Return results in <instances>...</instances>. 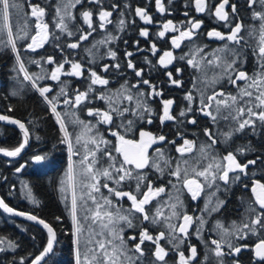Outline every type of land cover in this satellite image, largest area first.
I'll list each match as a JSON object with an SVG mask.
<instances>
[{
    "label": "snow or ice",
    "instance_id": "1",
    "mask_svg": "<svg viewBox=\"0 0 264 264\" xmlns=\"http://www.w3.org/2000/svg\"><path fill=\"white\" fill-rule=\"evenodd\" d=\"M82 2L83 0H58L55 5L49 4V7L55 9L53 16L55 28L61 34L66 33L68 37H76V39L74 42L66 43L65 46L56 45L61 53L60 60L53 56L32 60L31 63L40 67V72L31 73L20 55L17 41H28L25 50L36 52L37 49L44 48L45 44L49 43L50 37L58 41L60 36L50 31L49 23L45 19L48 15L47 9L41 4L31 3L30 0L28 3L30 13H23V22L17 20L14 30L11 16L13 11H16L18 15L21 14V2L20 0H0V21L3 22L0 26V34L6 35L7 38L6 42L0 41V47H10L17 66L14 70L23 74V80L30 83L32 89L39 93L48 106L62 133L60 143L67 148V179L61 182L60 191L65 194L63 197L65 201L68 200L67 193L71 194L67 211L73 227L75 264H144L143 258L147 252L146 241L155 246L152 252L155 258L153 264L156 262L168 264L166 257L169 252L161 245L162 240H166L172 246V250L178 254L177 264H193V261L197 259V248L189 245L190 255L188 256L181 250V246L190 236L189 230L193 225H195L196 238L206 247L209 243L213 246L209 251L215 256L216 264H240L238 258L243 250L251 251V264H264V175L258 177L255 172L250 174V166H257L258 161L260 170L264 172V156H257L255 159L241 163L237 156L251 152L252 148L249 145L237 148L234 152L227 151L224 155L217 152L218 144L221 142L228 144L236 134L245 133L246 129L251 130L253 134L257 128L264 129V0H245L244 5L231 3L230 0H219V3L215 5L212 4V0H194L197 13L213 15L217 21L225 22L224 26L229 29L227 34L217 30L207 32L209 39L225 41L222 46L211 52H205L207 45L195 43L202 21L189 18L186 22H181L180 26L174 24L172 20L163 23L158 36L165 38L168 32L177 33L171 38L173 50L181 48L185 41L190 42V45H186L189 47V52L178 59L186 61L188 66L201 75L193 77V89L199 93V98L197 99L193 91H186L184 99L187 101V106L180 109L178 115L174 114L173 99L160 100L162 105L161 114L158 117L160 123L173 121L185 127L188 124L197 125L195 113L198 111L208 118L212 125L216 126L221 121H225L229 129L214 132L210 127L203 128L202 134L207 138L204 142H199L198 138L188 139L178 129L177 136L182 141L180 144H177L176 140H169L163 134L156 135L143 128L136 129L137 122L153 123L156 113L150 101L163 96V93L148 79L143 78V70L138 69L131 60H128L127 68L132 69L134 75L140 79L131 84L125 80L115 92L100 93L98 99L107 102L108 110L87 109V116L95 117L96 124L80 119L76 115V109H80L81 105L86 107V102H91L90 93L95 91L93 86L106 87L109 85V79L95 70H89L90 83L87 91L76 89L69 94L67 81L61 80V76L81 77L84 75V68L81 63L63 55L64 48L76 50L81 47L82 41L89 39L97 27L105 30L103 39L93 43L90 48L84 49L89 56V63H95L99 48L119 39L106 31L107 25L113 23L111 19L113 12L103 8L98 12V25L94 24L93 12L86 10L81 13V16L88 30H70L69 21L74 19L70 9ZM89 3L102 5L103 0H89ZM155 4L159 13L166 12L163 0H155ZM112 7L115 9L118 6L114 4ZM226 7L230 11H227ZM241 7L252 10L250 20L253 23L247 25L244 23L239 11ZM135 14L145 24L153 23V18L145 9L137 7ZM120 15L123 17L124 13ZM184 15L187 17L189 13L185 11ZM124 25L125 20L119 19L118 30L123 31ZM76 32L80 35L77 36ZM140 35L147 38L148 30L142 29ZM250 38L255 40V44L249 43ZM248 48H251V55L255 57V68L251 75L245 68ZM158 51L160 50L153 44L152 55L156 56ZM125 54L129 57L133 55L132 52ZM106 55L113 60L117 58V53L111 49H108ZM176 59L173 51L168 50L163 51L157 62L160 67L168 69ZM145 60L151 64L147 57ZM41 61L54 67L49 70ZM65 65H70V70H65ZM112 67L119 69L120 64L116 63ZM102 69L105 73L109 72L110 66L105 64ZM209 69H219V71H213L209 77ZM175 71L179 73L181 69L176 68ZM165 74L170 84L177 88L182 86V80L174 78L172 71H166ZM45 80L55 81L61 85L55 96H49V93L53 92L52 86L39 83ZM221 81H226L236 88V93L226 92L223 88L216 90L215 85ZM17 82L21 83L22 89V82ZM198 83H203L204 89L199 88ZM141 85L147 86L149 91H145ZM19 91L14 90L11 95H19ZM60 97H63V105L68 106V111L63 114L58 111ZM124 101L128 102V106H121ZM194 104L197 107L194 108ZM8 111L12 109L9 108ZM126 113L131 114L134 119H127ZM190 113L193 114L192 118H188ZM69 115L75 118L72 122L79 128V132H69L65 120V117ZM114 117L120 118L118 124ZM0 121L17 125L23 133L19 146L13 150L0 148V154L13 158L19 157L29 143L28 128L20 120L7 115L0 114ZM97 125L112 126L108 128V134L115 138V142L107 139ZM133 132L138 138H129V134ZM36 139L40 137L37 136ZM166 145L174 148V151L179 154V159L167 155ZM76 156H80L78 162L73 159ZM31 159L39 165L47 160V155L35 154ZM77 163L80 165L79 180L76 173ZM24 167L25 165H20L16 168V172H21ZM146 169H154L160 176L167 173L168 176L174 177L175 182L168 180L167 183L175 192H168L165 186L156 185L149 179ZM109 182L115 187L110 186ZM129 182H134V187ZM236 183L251 193L249 199H241L240 220L233 221L230 225L217 220L211 230L219 236V239L204 240L203 232L209 221L203 214L210 217L213 213H218L227 200L222 199L217 193L229 192L231 186ZM125 184L129 188L127 191L123 190ZM22 186L27 190L25 198L38 206L39 202L33 197L29 186L27 184ZM102 189H107L109 195H104ZM185 191L192 201L203 197L202 215L194 217L183 210L184 201L181 195ZM110 197H114L117 203H114ZM125 198L130 202L129 209L118 206V201ZM153 201H156L154 205ZM165 208L168 209L167 212ZM0 209L13 216H24L47 230L46 246L31 261V264H42V262L47 264L45 258L53 254L54 245L57 243L54 228L36 215L14 210L2 198H0ZM56 219L60 220V217ZM134 220L139 221L140 224L148 222L164 230L153 236L147 227H142L138 237L132 235L126 239L123 234L124 226L137 227ZM252 237L256 238L253 243H242ZM129 241L135 243L130 245ZM3 244L5 241L0 238V245ZM16 247L15 243L7 242V247H0V252L15 251ZM226 257H232V260L228 261ZM207 259L206 256L205 260ZM19 264H25V260L21 258Z\"/></svg>",
    "mask_w": 264,
    "mask_h": 264
},
{
    "label": "trees",
    "instance_id": "2",
    "mask_svg": "<svg viewBox=\"0 0 264 264\" xmlns=\"http://www.w3.org/2000/svg\"><path fill=\"white\" fill-rule=\"evenodd\" d=\"M134 1L135 0L107 1L108 3H111V7L114 4L118 6L116 7L118 16L113 18L114 23L107 25L106 31L111 33L113 36L119 37V39L114 40L107 46H101L95 63H89V56L84 49L90 48L93 43L103 39L105 36V30H100L97 27L96 31L89 36V39L82 41L81 47L76 50L67 49L65 47L63 55L68 56L70 60L81 63L84 68V75L81 77L61 76V80L67 81V91L71 94L76 89H79L80 91H87L90 83L88 79L89 70H95L104 78L109 79V85L106 87L100 85L93 86L95 91L90 93L91 102H86V107L85 105H81L80 109L75 110L76 115L80 119L91 121L93 124H96L95 117L87 116V109L92 108L99 109L101 111L108 110L107 102L98 99L100 93L115 92L118 88H120L121 84H123L125 80L131 84L140 79L134 75L132 69L127 68V62L128 60H131L138 69L143 70V78L148 79L163 93V96L156 97L150 101L152 108L156 113L154 116L156 119L153 120L152 124L137 122L136 129L139 126H145L147 128L146 130H153V132L163 135L167 133L169 136H172L176 130H183V125L169 123L167 121L164 124H161L158 118L161 112L157 102L161 99H174L185 102V94L181 91V88H177L168 82V77L165 74V71L161 69L162 67H160L157 61L163 51L172 50L174 55L177 57L176 63L172 66L173 77L181 80L185 76H180L181 72L177 73L175 69H192L187 65L186 61H183L182 63L181 60L178 59L181 55H185L189 52V47L186 45H190V42L187 41L183 49L180 51L178 49L173 50L170 37L162 41L158 36V32L160 31L158 27L151 28L148 24L145 25V23H133L135 7H132V5H134ZM20 2L22 5L20 10L21 14L18 15L16 11H13L11 16V23L13 24L14 30L17 20H20L21 23L23 22V13H30V8L28 7L29 0H20ZM30 2L33 4H41L47 9L48 15L45 19L46 22L49 23L50 31L55 33V35L60 36L58 41L53 40L50 37L49 43L45 44L44 48L37 49L36 52L25 50V46L28 41H17L20 55L24 59L25 66L28 71L31 73H39L40 67L31 63L32 60H40L41 57L47 58L48 56H53L55 59L60 60L61 53L59 49L56 48V45L60 44L61 46H65L68 42H74L76 37H68L66 33L61 34L59 30L55 28L53 22L55 9L54 7H49V4L55 5L58 0H30ZM171 3H169L168 0L166 5H169L170 7ZM101 8L105 9L101 5L94 3L87 4V0H83L81 4L72 8L71 14L74 19L69 21L70 30L76 31L77 29H83L84 31H87V25L78 23L80 12L90 10L94 15L96 12H99ZM257 10L259 9L257 8ZM121 13H124L123 17H121ZM121 18L125 20L123 31L118 30L117 27V22ZM29 19L31 18L29 17ZM2 23L3 22L0 21V26H2ZM174 24L180 26V23ZM220 26L223 28L225 27L223 23H221ZM222 27H220V30L217 31L226 33V30L221 29ZM214 28L215 27L212 23H202L198 38L195 39L196 45H207L205 52H211L225 43V41L208 38L207 32L212 31ZM142 29L148 30L149 36L147 38L140 35V31ZM215 29H219V27ZM76 35L78 36L80 33L76 32ZM6 39V35L0 34V41L6 42ZM125 41H127V43H125ZM254 42L255 41H253V44H255ZM153 44H155L160 50L157 52L156 56H153L151 52ZM108 49L117 53L116 60H113L106 55ZM126 52H132L133 55L130 57L126 56ZM69 53H72V55H68ZM101 56L103 58H100ZM145 57L151 61V64L146 62ZM41 63L49 70L54 67V65L44 64L43 61H41ZM116 63L120 64L119 69L112 67ZM105 64L110 66L109 72L106 73L103 72L102 69V66ZM16 67L15 57L11 52L10 47H0V114L7 115L13 119L23 122L26 128H28L31 137L30 145L26 153L21 157V159H19L20 161H7L0 158V197L4 199V201L13 209L36 215L38 218L43 219L54 228L57 234V243L55 244L53 254L46 259L47 264H75V246L73 244L74 237L72 236L73 227L71 218L67 211V205L70 204L71 194L70 192L67 193L68 200L65 201L63 198L65 194L60 191V188L62 187L61 182L67 179V148L66 145L60 143L62 133L60 132L59 125L56 123L54 116L49 111L48 106L43 102L39 93L32 89L30 83L23 80V74H19L14 70ZM246 67H249L247 62L245 64V68ZM251 67L255 68L254 62ZM65 70H70V65H65ZM191 74L192 76L190 75V78L193 80V77L197 76V74H194V72H191ZM17 81L22 82V89L21 83H18ZM192 82L193 81H191V83ZM39 83L41 85L53 87V92L49 93V96H55L59 92V88L61 86L58 82L51 80L40 81ZM141 87L144 88L145 91H149L147 86L141 85ZM14 90H20L19 95H11ZM197 94L194 92V95L197 96ZM62 101L63 97H60L58 111L63 114L68 111V106L63 105ZM121 106H128V102L124 101ZM9 108H11L12 111H8ZM125 115L127 119H134L131 114L126 113ZM74 119L75 118L70 115L65 117L69 132H79V128L72 122ZM114 119L117 124L120 122V118L114 117ZM110 127L112 126L97 125L99 131L102 132L107 139L115 142V138L108 134V128ZM205 127H210L213 130L212 125H208L206 122H198L197 126L188 129V132L202 133V129ZM37 136L40 137V139L37 140ZM167 138L172 140L169 137ZM189 138H198L199 142L205 141L204 138L199 137ZM21 142L22 137L17 130L0 124V148L13 150L15 147L19 146ZM261 143H263L262 146H260ZM245 145H249L252 148V151L245 153L243 156L253 154L264 156V139L241 140L237 143L236 149ZM35 154H46L47 160L42 164L34 165L31 158ZM73 159L78 162L80 160V156H76ZM257 163L258 166L256 173L259 174V176L263 175L264 172L260 170V162L258 161ZM20 165H25V169L17 173L16 168L20 167ZM79 171L80 165L77 163L76 172L79 174ZM23 184H27L29 186L33 197L39 202L38 206L30 203L29 200L25 198L27 190L23 189ZM113 187H115V185H113ZM114 203L117 202L114 200ZM56 217H60V220H57ZM134 224H137L139 228L143 227L139 221L134 220ZM124 228L125 230L129 229L126 226H124ZM124 236L127 239L128 235ZM0 238H3L5 241V244L0 245V247L6 248L7 242H12L17 245L15 251L6 250L4 252H0V264H19L21 258L25 260V264H28L33 258H35V256L40 254L46 246L48 239L47 234L39 227L28 222L13 219L1 212ZM129 244H133V241H129ZM197 245L200 250L197 252V258L205 259L207 256L208 259H216L213 253L209 251L211 248L210 245L203 248L205 249L204 251L201 250L199 244ZM192 246L197 247L196 244ZM188 248H184L183 245L181 246V250L185 251L186 256L190 255ZM154 250L155 248L150 250L147 249L143 260L153 259L155 261V258L152 255ZM244 255L246 260H248V254ZM166 259L178 260V254L172 250V256L170 258L166 257ZM156 264H159V262H156Z\"/></svg>",
    "mask_w": 264,
    "mask_h": 264
},
{
    "label": "flooded vegetation",
    "instance_id": "3",
    "mask_svg": "<svg viewBox=\"0 0 264 264\" xmlns=\"http://www.w3.org/2000/svg\"><path fill=\"white\" fill-rule=\"evenodd\" d=\"M103 1H104V3L101 6L105 8L104 10L110 9L108 11L113 12V16L111 17V19L114 20L113 18L118 16L117 15V8L114 9L113 7H111V3H108L111 0H107L108 2L106 0H103ZM167 1L168 0H163V3L165 4V7L167 9L164 14H161L157 11L155 0H135L134 1L135 3H134V5H132V7H135V9L137 7L145 9L147 11V13L153 18V23L148 24V26L151 28H157L158 27L160 29V31L162 30L163 23L167 22L168 20H172L173 23H181V22H186L189 18H195L196 20L202 21V23H212L215 28L219 27V29L214 28L213 30H220V27H222V26H220L221 23H223V24L225 23L222 21H217L213 15H209L207 13H203V14L197 13L195 11L194 0H173V1L171 0L172 3L170 5V7H169V5H166ZM230 2L236 3L237 5H244L245 4V0H230ZM217 3H219V0H212L213 5H215ZM87 4H90L89 0H87ZM226 10L230 11V9H228L227 7H226ZM84 11H86V10H84ZM185 11H187L189 13V15L187 17L184 15ZM239 11H240L241 18L243 19L244 23H246V25L253 23L250 20V13L252 11L251 9H246L245 7H241L239 9ZM82 12H80V16H79L80 18L78 20V23H84L83 18L81 16ZM93 21L95 24H99L98 12H96L93 15ZM113 23H114V21H113ZM133 23H144V21H142L140 19V17L135 14V11L133 14ZM145 25H147V24H145ZM221 29L226 30L225 34H227L229 32V29L227 27H224V28L222 27ZM174 35H177V33L168 32L166 34L165 38L160 37V39L162 41H164L165 39L170 37V40H171V38ZM196 38H198V36ZM186 42L187 41H185L184 44L181 45V48L178 49L179 51L181 49H183ZM249 43L253 44V39L250 38ZM251 51H252L251 48L246 49V52L248 55L247 63L249 66V67H246V70L249 72L250 75L254 71V67H251L253 62L255 65V57L251 55ZM181 62L183 63V60H181ZM175 63H176V60L173 62L172 65L169 66L168 69H164V68H161V69L164 70L165 72L166 71H172L173 70L172 66H174ZM184 64H186V63H184ZM180 69H181L180 76L181 75L185 76L184 78L181 79L183 82L182 86L180 87L182 89L181 91L185 94L186 91L191 90L197 94L198 92H196L193 89V82L191 83V81H193V80H191L190 77L192 76L191 72H194V74H197V76H200L201 73L195 72L193 69H188V68L187 69L180 68ZM213 71H216V70H212V69L208 70L209 77H211V75H212L211 72H213ZM240 83L242 85V82H240ZM202 85H203V83L197 84V86L199 88H202ZM215 88H216V90H220L221 88H223L226 92H230L232 94L236 93V88H234L232 85L228 84L226 81H222V83L216 84ZM198 94H197V99H198ZM174 101H175V104L173 105L174 114L178 115L180 109L185 108L187 106V101L186 100H185V102L179 101V100H174ZM157 104H159L160 112H161L162 105L160 104V101L157 102ZM193 107L195 108V107H197V105L194 104ZM192 116H193V114L190 113L188 118H192ZM195 118L197 119L198 122H203V123L206 122V123H208V125H212L211 122L208 120V118L202 116L198 111L195 113ZM155 119H156V117H153V120H155ZM167 122L176 123L173 121H167ZM196 126L197 125L188 124L186 127L183 126V130H180V131H182L185 134V137L188 139H193V138H189V137H194V138L199 137V138H204L206 141L207 138L204 137L202 133L188 132V129L194 128ZM212 127H213L214 132H216V131H228L229 130L227 127V122H225V121H221L220 124L216 125V126L212 125ZM140 128H143L144 130L147 129L145 126H139L137 129H140ZM147 131H150V130H147ZM151 131L153 134L160 135V133L153 132V130H151ZM177 131L178 130H176L172 136H169L167 133L164 135L166 137L171 138L172 140H176L177 144H180V143H182V141L177 136ZM129 138H138V136L136 135L135 132H133V133L129 134ZM245 139H251V140L264 139V129L257 128L255 134H253L251 130L246 129L245 133L236 134L232 138V140H230L228 142V144H224L221 142L220 144L217 145L218 154L224 155L227 153V151H233L234 152L236 149L237 143L240 142L241 140H245ZM262 145H263V143L260 144V146H262ZM166 148L168 149L167 154L170 157H172L174 159H179V154L174 151V148L171 145H166ZM257 156H258L257 154L248 155V156L242 155V156H237V158L241 163H244L247 160L255 159ZM19 159H21V157L18 158L17 160H19ZM17 160H13V161H17ZM257 166H250V174H251V172L256 173ZM24 169H25V167H24ZM145 171L148 172L149 179H151L156 185L165 186L166 190L168 192H171V193L175 192V190L172 188V186L167 183L168 180H173V182H175L174 177L168 176L167 173H165L164 176H160V174L155 172L154 169H146ZM257 176L259 177V174H257ZM129 183H132V185L134 187V182H129ZM109 184H110V186L113 187L111 182H109ZM123 190H126V191L129 190V188L127 187V184L124 185ZM102 192L106 196L109 194L107 192V189H102ZM217 195L220 196L222 199H226L227 202L221 208V210L218 213H213L210 217H208L207 214H203L206 216V218L209 221L208 224L205 225V231L203 232L204 240H208V241H210L211 239H219V236H217L215 234V232L211 230L213 228V225L215 224V222L217 220L221 221L225 225H230L233 221H239L240 220V218H241L240 213L242 212V209L240 206L241 205V199H244V200L249 199L251 196V193L249 191H247L246 189H244L242 187V185H240L239 183H236V184H233L231 186V190L229 192L221 191V192L217 193ZM111 198L113 200H115L114 197H111ZM181 199L184 201V209L183 210L187 214L192 215L194 217L202 215L201 209L204 207L203 197H201V199H199L197 201H192L190 195H188L187 192L185 191L184 194L181 195ZM155 203H156V201H153V205ZM118 206H122L125 209H129L131 205H130V202L127 201V199L125 198L123 200L118 201ZM149 207H152V205H149ZM165 211L167 212L168 209L165 208ZM135 215H139V214H135ZM142 226L147 227L153 236L157 235L159 231L164 230V229L160 228L159 226L150 225V224H148V222H144L142 224ZM140 229H141V227L139 228V226L135 227V228H129L126 230L124 228L123 234L128 235V236L135 235L138 237ZM255 239H256L255 237H252L249 240L242 241V243L251 244L255 241ZM133 243H135V242L133 241ZM160 243L169 252V255L167 257L170 258L172 256L171 245L168 244L166 240H162V241H160ZM194 244H196V246H197L196 247L197 252L200 251L197 244H199L202 251L205 250L203 248H206L205 244L201 240L196 238L195 225H193V227L190 229V236L185 241L183 246H184V248H188L189 245H194ZM209 245L211 247H213L210 243H209ZM145 247L148 250L155 248L154 245H152L150 242H147V241L145 242ZM225 250H227V249H225ZM244 254H248V260H246ZM251 257H252L251 251L243 250L238 259H239L240 264H251ZM166 260L168 261V264H177V261H178V260H170V259H166ZM226 260L231 261L232 257H226ZM153 262H154L153 259H150V260L144 259V264H153ZM193 264H216V259L205 260V259L197 258L196 261H193Z\"/></svg>",
    "mask_w": 264,
    "mask_h": 264
},
{
    "label": "water",
    "instance_id": "4",
    "mask_svg": "<svg viewBox=\"0 0 264 264\" xmlns=\"http://www.w3.org/2000/svg\"><path fill=\"white\" fill-rule=\"evenodd\" d=\"M0 124H1V125H4V126H7V127H10V128H13V129H15V130H17V131L21 134V137H22V139H23V133L21 132V130L19 129V127H18L17 125L9 124V123H7V122H5V121H0ZM30 141H31V137L29 138L28 146L24 149V151L21 153V155H20L19 157H15V158H13V157H7V156H4L3 154H0V158H1V159H4V160H7V161L17 160L18 158L22 157V156L26 153V151H27V149H28V147H29V145H30ZM32 163L35 164L33 161H32ZM35 165H37V164H35ZM0 198H1V197H0ZM14 210H16V209H14ZM16 211H20V210H16ZM0 212L3 213L4 215L8 216V217L13 218V219L21 220V221H24V222H28V223H30V224H33V225L39 227L40 229H42V230L47 234V230L44 229L42 225H40L39 223H37V222H35V221L28 220V219H26L24 216H13V215H10V214H8V213L3 212L2 209H0ZM21 212H23V211H21ZM25 213H26V212H25ZM189 231H190V230H189ZM47 237H48V234H47ZM54 248H55V245H54ZM50 255H51V254H50ZM50 255H49V256H50ZM49 256H48V257H49ZM48 257H46L45 260H46ZM33 259H34V258H33ZM33 259H32V260H33ZM32 260H31V261H32ZM31 261H30L28 264H31ZM42 263H43V262H42Z\"/></svg>",
    "mask_w": 264,
    "mask_h": 264
},
{
    "label": "rangeland",
    "instance_id": "5",
    "mask_svg": "<svg viewBox=\"0 0 264 264\" xmlns=\"http://www.w3.org/2000/svg\"><path fill=\"white\" fill-rule=\"evenodd\" d=\"M70 12H72V8L70 9ZM83 24L86 25L85 23H83ZM253 41H255V40H253ZM254 43H255V42H254ZM216 71L218 72L219 69H216ZM211 73H212V72H211ZM211 73H210V74H211ZM220 83H221V82H220ZM220 83H218V84H220ZM204 87H205V85L203 84L201 89H204ZM198 98H199V94H198ZM76 173H77V172H76ZM79 178H80V177H79V174L77 173V179L79 180ZM78 194H79V192H78Z\"/></svg>",
    "mask_w": 264,
    "mask_h": 264
}]
</instances>
